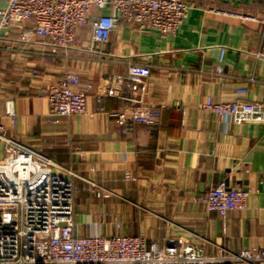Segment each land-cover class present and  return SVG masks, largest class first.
Listing matches in <instances>:
<instances>
[{
	"label": "crops",
	"instance_id": "1",
	"mask_svg": "<svg viewBox=\"0 0 264 264\" xmlns=\"http://www.w3.org/2000/svg\"><path fill=\"white\" fill-rule=\"evenodd\" d=\"M186 1L173 35L120 22L104 47L107 60L0 52V132L71 178L78 234L144 235L148 245L183 242L203 255L264 249V125L230 124L201 108L207 97L264 102V25L243 18L263 14L264 0ZM6 6L0 0V10ZM79 33L85 44L89 26ZM218 64L222 75L212 73ZM66 71L91 81L93 93L87 112L51 121L41 91ZM95 94L104 96L105 113L96 111ZM125 103L161 108L160 123L127 125L113 114ZM221 181L251 190L245 210L221 216L208 209L202 198ZM92 183L110 196H97Z\"/></svg>",
	"mask_w": 264,
	"mask_h": 264
},
{
	"label": "built area",
	"instance_id": "2",
	"mask_svg": "<svg viewBox=\"0 0 264 264\" xmlns=\"http://www.w3.org/2000/svg\"><path fill=\"white\" fill-rule=\"evenodd\" d=\"M107 10V12H104ZM189 10L186 0H7L0 10V52L21 58H54L70 62L107 60L105 45L120 22L139 31L176 33ZM243 18L264 25V13ZM88 25L89 38L79 41ZM92 54V55H88ZM223 55L220 57V63ZM134 64L129 65L130 69ZM218 64L212 72L222 75ZM34 75L42 76L40 67ZM94 84L77 72L66 71L41 94L51 121L87 112ZM246 94V87H238ZM96 111L106 112L105 98L95 94ZM15 117L14 103L8 101ZM230 124L256 122L264 125V102L237 98L216 102L207 97L201 104ZM119 120L156 126L162 109L153 105L125 103L113 112ZM1 128V127H0ZM5 154L0 158V264H216L264 262V249H223L203 255L185 243L148 245L144 235H81L76 233L73 184L69 176L55 172L53 161L37 149L0 132ZM127 178L131 175L127 173ZM99 197L110 192L96 183ZM251 190L231 187L226 181L213 186L202 198L209 210L225 216L248 206Z\"/></svg>",
	"mask_w": 264,
	"mask_h": 264
}]
</instances>
